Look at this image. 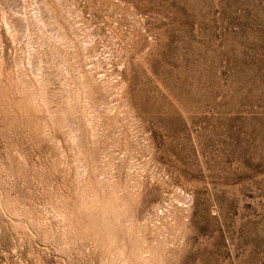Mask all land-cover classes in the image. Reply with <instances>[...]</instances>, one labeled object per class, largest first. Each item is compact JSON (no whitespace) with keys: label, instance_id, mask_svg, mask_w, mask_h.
<instances>
[{"label":"rangeland","instance_id":"1","mask_svg":"<svg viewBox=\"0 0 264 264\" xmlns=\"http://www.w3.org/2000/svg\"><path fill=\"white\" fill-rule=\"evenodd\" d=\"M0 264H264V0H0Z\"/></svg>","mask_w":264,"mask_h":264}]
</instances>
